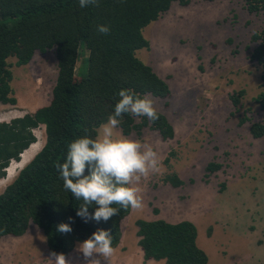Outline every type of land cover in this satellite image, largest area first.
Returning <instances> with one entry per match:
<instances>
[{"label": "rangeland", "instance_id": "rangeland-1", "mask_svg": "<svg viewBox=\"0 0 264 264\" xmlns=\"http://www.w3.org/2000/svg\"><path fill=\"white\" fill-rule=\"evenodd\" d=\"M262 29L264 12L249 11L243 0L172 3L142 29L148 45L136 55L170 89L164 98L148 96L175 133L167 140L149 128L125 135L153 145L159 171L135 185L142 207L130 208L121 220L122 237L111 264H165L144 260L137 244L136 220L157 218L193 222L207 264H264V136L253 137L249 122H238L239 116L251 121L263 117L253 99L264 90L261 69L249 58L255 46L251 36ZM8 62L16 103H0V121L48 104L57 73L52 49L35 52L24 65H16L14 58ZM241 89L244 96L234 106L230 96ZM34 134L44 142V125ZM209 160L221 167L206 175ZM12 163L0 178V193L19 166ZM170 173L182 178L181 186L166 181ZM66 257L72 264H85L75 247ZM48 258L44 234L34 224L21 236L0 238V264H49ZM101 264L108 262L101 258Z\"/></svg>", "mask_w": 264, "mask_h": 264}, {"label": "trees", "instance_id": "trees-1", "mask_svg": "<svg viewBox=\"0 0 264 264\" xmlns=\"http://www.w3.org/2000/svg\"><path fill=\"white\" fill-rule=\"evenodd\" d=\"M189 1L99 0L98 6L81 8L79 0H0V103H16L10 84L13 76L9 58H14L16 65H24L35 52L52 49L57 68L48 104L0 122V178L6 175L10 162L19 161L23 151L36 141L34 129L40 124L45 129L40 150L0 193V238L21 236L34 224L43 232L49 253L67 255L78 241L97 229L108 230L113 247L118 246L122 237L120 222L131 207L124 209L114 204L119 209L118 215L106 222L91 218L85 222L76 214L83 200L64 188L55 163L63 162L71 141L85 135L95 137L99 125L114 112L119 90L131 89L136 94L157 98L169 94L168 84L137 57L136 51L148 45L142 34L147 24L172 3L185 5ZM243 1L249 11L264 12V0ZM101 24L110 28L107 34L97 31ZM251 41L255 46L249 58L261 69L264 87V29L253 33ZM244 93L243 89L232 93V105L237 106ZM253 99L263 112L262 120L239 116L238 122H249L250 134L261 137L264 90ZM157 112L159 118L155 121L124 114L119 117V130L129 135L149 128L163 140L173 138L172 124L162 112ZM168 158L164 160L166 164ZM220 167V163L208 162L205 174ZM166 181L172 187L182 185L174 173L168 174ZM95 207L88 206V213H94ZM60 223H69L72 231L58 232ZM136 226L137 244L144 260H162L165 264L208 263L207 254L197 244V227L193 222L137 219Z\"/></svg>", "mask_w": 264, "mask_h": 264}, {"label": "clouds", "instance_id": "clouds-1", "mask_svg": "<svg viewBox=\"0 0 264 264\" xmlns=\"http://www.w3.org/2000/svg\"><path fill=\"white\" fill-rule=\"evenodd\" d=\"M98 2L99 0H79V6H98ZM97 31L107 34L110 28L101 24L97 26ZM150 96L136 94L131 89L119 90L114 112L106 122L99 125L95 137L85 135L71 141L63 162L55 163L64 188L76 199L83 200L77 207L76 214L85 222L89 218L106 222L118 215L119 209L113 207L114 204L124 209L142 207L140 190L135 185L142 177L159 171L158 153L151 143L125 136L118 129L121 122L119 117L124 114L147 117L151 121L159 118ZM86 167L88 174H85ZM90 205L96 206L92 214L87 211ZM57 231L70 233L72 227L69 223H60ZM75 251L82 253L85 264H101V258L111 264L114 254L112 235L108 230L97 229L88 238L78 241ZM48 261L49 264H72L65 253L56 251L49 253Z\"/></svg>", "mask_w": 264, "mask_h": 264}, {"label": "bare ground", "instance_id": "bare-ground-1", "mask_svg": "<svg viewBox=\"0 0 264 264\" xmlns=\"http://www.w3.org/2000/svg\"><path fill=\"white\" fill-rule=\"evenodd\" d=\"M37 136V135H36ZM44 142L41 141L40 137L37 136V141H35L34 143H32L26 150L23 151V153L21 154L20 160L19 161H13V163L19 165L16 166V168H13V171L11 170L10 175L8 177L13 178L15 173H16V169H21L34 155L35 153H37L40 148L42 147ZM203 147V146H202ZM206 147V146H205ZM195 148V147H194ZM180 150V149H179ZM24 161V162H22ZM210 161V160H209ZM211 162V161H210ZM12 163V164H13ZM11 165V164H10ZM9 165V166H10ZM11 167L7 168V171L10 169ZM189 172V171H188ZM186 173V172H185ZM17 174V173H16ZM186 177H187V173H186ZM182 179V178H181Z\"/></svg>", "mask_w": 264, "mask_h": 264}]
</instances>
